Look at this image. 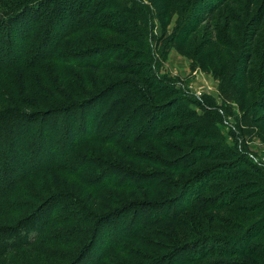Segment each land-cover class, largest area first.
<instances>
[{"label":"rangeland","instance_id":"374dc122","mask_svg":"<svg viewBox=\"0 0 264 264\" xmlns=\"http://www.w3.org/2000/svg\"><path fill=\"white\" fill-rule=\"evenodd\" d=\"M186 1L95 2V5L101 4L105 13H118L119 9H122L123 14L129 7L141 13V24L149 28L145 40L128 42L119 33L105 30H91L87 33L97 44L100 42L97 38L135 48L140 47L139 45L147 47L148 43L149 48H145L146 56L143 61L155 68L159 80L154 82L153 72L149 75L151 82L156 86L152 95L146 94L150 96L153 105L165 107L160 110L165 113V117L154 125L152 135L140 134L133 138L122 132L114 138L109 135L99 142L84 143L76 154H71L75 160L69 163L73 169L68 168L77 171L79 168L89 167L93 172L91 177L95 176L97 179H100L104 172L99 176L98 171L103 170H97L96 167L109 171L112 168L110 163L122 164L119 166L123 171L153 174L152 181L158 179L162 183L161 186L145 187L150 182L146 183V178L133 175L135 177L132 181L136 187H144L108 188L100 202L110 198L112 200L118 195L123 202L129 200L127 203H154L158 200L166 203L165 206L159 204L161 207L157 210L143 209V223L160 213L166 214L168 210L172 211L169 214L176 215L155 219L156 223L149 231L141 232L142 241H125V249H116L102 264H151L161 257H174L171 260L174 263L176 258L192 257V250H187V245L178 250L180 245L204 236L211 238L207 246L214 244L218 250L223 249L224 253H229L226 258L229 262L236 260L240 262L237 264H264V0H188L192 1L189 5L191 9L183 17H179L180 9ZM131 18L133 22L130 21L129 29L136 30V20L133 16ZM257 22L259 29L256 28ZM182 23L184 30L180 28ZM152 34L154 36L150 42ZM67 42L72 48L77 45L75 38L67 39ZM100 56L104 54L98 53L93 57ZM135 63L138 62L126 60L118 64L122 67H132ZM118 64L116 61L111 62V65ZM87 71L90 70H80L71 63L58 64L57 61L46 62L45 66L36 70L14 69L0 76V87L3 93L6 90L5 94L8 96V100H3V93H0V103L18 101L15 96L16 88H13L10 82H16L18 87L27 89V95L36 101L38 98L46 99L47 96L36 90L33 79L37 78L41 83L47 84L51 79H57V76L60 79L57 80L61 81L62 78L71 79V73H88ZM100 74L104 84L110 85L119 84L122 77L105 71ZM121 79H128L136 88L146 91L142 86L137 87L138 83L134 78L125 76ZM100 119L101 117L96 123L97 126ZM62 144L63 142L60 143ZM208 145H214L210 149L211 153H215L212 160L203 159L208 152L204 146ZM25 152L30 151L26 149ZM33 153L32 151L31 156ZM220 154L239 159L238 162L244 167L243 172L227 178L213 177L215 170L212 169L220 163L215 159ZM81 157L87 158V163ZM194 157L196 166L194 161L191 162ZM62 163L66 164L65 161ZM63 167L59 162L54 168L49 165L42 168L47 169L49 174L41 172L24 183L39 192L46 187L48 192L60 195L66 193L68 197L75 193L86 196V186L74 178V175L63 172ZM208 170L210 178H205L208 189L206 185L200 186L201 192L195 196L191 195L195 188L194 177ZM92 183L97 185H93L97 188L107 187L104 180ZM189 183L191 187L185 191ZM21 191H24L23 187ZM179 201L180 208L175 207L174 203ZM25 202L28 205L32 203ZM68 203L67 200L63 202V210H69ZM89 204L94 206L95 202L91 200ZM8 213L9 210L3 215L7 216ZM51 230L42 236L34 247L26 250L25 255L35 257L33 260L38 263L43 262L37 258L55 263L59 261L53 258L55 253L70 255L74 242L79 247L84 242L83 235L79 239L80 244L79 240L74 241L76 233L73 228L61 230L52 224ZM60 231L68 234L61 233L58 237L56 232ZM60 238L73 245L56 246ZM236 241L238 243H235ZM48 248L51 257H47L46 253L42 254ZM198 249L195 251L197 255ZM241 250L245 251L244 254L235 256L236 252ZM198 259L199 255L194 260L187 257L178 264H207L213 258L205 256L204 261H197ZM3 262L4 260L0 261Z\"/></svg>","mask_w":264,"mask_h":264},{"label":"trees","instance_id":"16d2710c","mask_svg":"<svg viewBox=\"0 0 264 264\" xmlns=\"http://www.w3.org/2000/svg\"><path fill=\"white\" fill-rule=\"evenodd\" d=\"M189 1L187 0L181 7L179 17H183L191 9L189 5L192 1ZM95 2L96 0H0V76L14 69L36 70L45 66L46 62L54 61L58 64L71 63L80 70L88 69L92 72L71 73L69 77L71 79L62 78L61 81L57 80L59 79L57 76V79H51L47 84L41 83L37 78L33 79L36 90L47 96L46 99L38 98L34 100L35 102L27 95V89L18 87L16 82H10L11 86L16 88L15 96L18 97V101L0 103V261L4 260L0 264H102L116 249L124 250L125 241H142L141 232L149 231L156 223L155 219L176 216L169 214L172 211L168 210L166 214L160 213L143 223L144 217L141 213L143 209L157 210L161 207L159 204L165 206L166 203L159 200L154 203L138 201L127 203L128 200L125 204L118 195L112 200L110 198L100 202L108 188L144 187H136L132 181L135 177L133 175L146 178L145 182L150 183L145 187L161 186L162 183L158 179L152 181L153 174L123 171L120 163L116 165L110 163L112 168L109 171L97 166V170H103L98 171L99 176L104 172L100 179L91 177L93 172L89 167L79 168L77 171L69 169H73L69 163L75 160L71 154H76L84 143L99 142L109 135L114 138L122 132L133 138L140 134L152 135L154 125L165 117V113L160 111L164 106L159 108L153 105L150 96L146 94L152 95L156 86L151 82L149 75L153 72L154 82L159 80L155 68L150 65L148 68V64L143 61L146 56L145 48H149L148 43L147 47L139 45L140 47L135 48L97 38L100 41L97 44V41L87 33L91 30H105L119 33L128 42L145 40L149 28L141 24L143 21L141 13L132 7L126 8L123 14L122 9H119L120 13H105L101 4L95 5ZM131 16L136 20V30L129 29L130 21L133 22ZM259 27L258 24L256 28ZM180 28L183 29V23ZM153 36L152 34L150 42ZM73 38L77 42L74 48L67 42V39ZM98 53L104 56L94 58L93 56ZM83 55L86 57H81ZM126 60L138 63L132 67H122L118 64ZM113 61L118 65H111ZM101 71L134 78L138 83L137 87L142 86L147 92L136 88L132 81L121 79L122 77L119 84H104ZM88 79L90 82H87ZM5 91L3 93L0 87L2 99L8 100ZM99 117L101 119L97 126ZM204 147L208 152L203 159L212 160L215 153H211L210 149L214 145ZM26 149L30 154L25 152ZM32 151L34 153L31 156ZM82 159L84 162L88 160ZM195 159L196 157L191 158L194 166L197 165ZM215 160L220 163L212 169L215 170L213 177L227 178L243 172L244 167L238 162L239 159L234 157L231 159L220 154ZM63 161L66 164L62 163ZM57 162L66 167V169L63 167V172L74 175V178L86 186L88 192L86 196L75 193L68 197L66 193L60 195L48 192L46 187L39 192L25 185V181L41 172L49 174L47 169L42 168L49 165L54 168ZM107 172L109 173L105 176ZM208 173L209 170L194 177L195 188L191 195L200 193V186L206 185L208 189L205 183V178H210ZM103 180L107 183L106 188L93 186L95 184L92 181L100 183ZM21 187L24 188L23 192ZM190 187L189 183L185 191ZM60 190L64 192L63 189ZM66 200L69 202L67 205L69 210H63L62 204ZM91 200L95 202L94 206L89 204ZM25 201L32 203L28 205ZM174 204L180 208L181 201ZM7 210H9L7 216L3 215ZM52 224L61 230L73 228L76 233V237L73 235L74 241H78L83 235L84 242L82 244L79 240L78 243H81L79 247L75 242L73 245L60 238L56 246L73 245L72 254L61 255L57 252L53 258L59 261L49 263L46 259L37 258L43 262L38 263L33 260L35 257L25 255V251L34 247L42 236L52 231ZM61 233L68 234L60 231L56 232V235L59 237ZM210 239L206 236L195 238L179 246L178 250H182V247L187 245V250H192V257L176 258L174 263L171 262L174 257H161L151 264H178L187 257L194 260L198 255L200 259L197 261L206 260L205 256L213 258L207 264L240 263L236 260L227 261L229 253H224L223 249L218 250L214 244L207 246ZM196 249L198 255L195 253ZM15 251L17 252L13 253ZM244 252L237 251L235 256ZM43 253L51 257L49 248ZM180 253L183 254L182 251Z\"/></svg>","mask_w":264,"mask_h":264}]
</instances>
